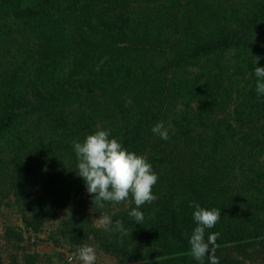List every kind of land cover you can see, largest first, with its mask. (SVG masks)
Masks as SVG:
<instances>
[{"label":"trees","instance_id":"1","mask_svg":"<svg viewBox=\"0 0 264 264\" xmlns=\"http://www.w3.org/2000/svg\"><path fill=\"white\" fill-rule=\"evenodd\" d=\"M136 9L134 0H0L4 188L25 206L24 219L77 204L88 193L73 141L110 130L158 181L157 199L139 209L142 224L128 215L134 202H104L112 226L120 220L128 232L108 231L107 243L126 261L201 264L190 255L191 202L221 211L204 234L207 242L220 233L216 249L264 233V95L255 76L264 4L208 31L156 28ZM158 122L169 139L151 131Z\"/></svg>","mask_w":264,"mask_h":264},{"label":"rangeland","instance_id":"2","mask_svg":"<svg viewBox=\"0 0 264 264\" xmlns=\"http://www.w3.org/2000/svg\"><path fill=\"white\" fill-rule=\"evenodd\" d=\"M32 1V0H31ZM139 13L156 27L169 25L193 27L203 31L217 25H234L245 21L264 4V0H134ZM259 36L264 38V16ZM4 51L0 48V73L4 71ZM8 167V166H7ZM0 166V264H81L78 249L87 244L95 247L96 264H152V260L126 261L107 243L106 231L97 226L110 207L97 211L93 195L86 194L77 204L48 213L41 220L23 218L18 200L4 182L11 171ZM264 221V217L257 219ZM223 264H264V233H243L239 241L216 249ZM203 264H209L207 256Z\"/></svg>","mask_w":264,"mask_h":264},{"label":"clouds","instance_id":"3","mask_svg":"<svg viewBox=\"0 0 264 264\" xmlns=\"http://www.w3.org/2000/svg\"><path fill=\"white\" fill-rule=\"evenodd\" d=\"M260 57L255 56L256 64ZM257 77L256 92L258 97L264 95V67H255ZM151 131L160 136L161 139H169L168 131L163 122L156 123ZM75 155L77 157V174L83 178L86 191L93 195V205L100 208L105 206L104 202L114 204H135L129 217L137 224H142L144 213L139 209L141 206L153 203L157 196L153 194V186L158 181V175L153 171L152 165L143 155L130 152L123 147L116 138H110V130H98L87 135L83 142L73 141ZM193 220L196 223L190 239V255L203 264L207 256L209 264H219V258L215 255L219 232L211 233L207 242L204 234L206 229L213 228L219 221L221 211L217 208L211 210L202 208L199 203L191 202ZM113 225L108 215L101 216L97 226L106 231H119L123 235L128 232L122 221L116 220ZM211 246V247H210ZM77 258L81 264H96V249L90 245H83L77 251Z\"/></svg>","mask_w":264,"mask_h":264}]
</instances>
